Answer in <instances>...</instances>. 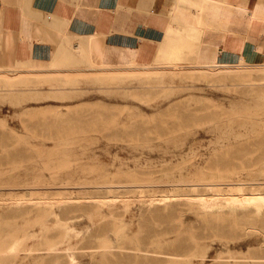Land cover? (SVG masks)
<instances>
[{"label": "rangeland", "instance_id": "1", "mask_svg": "<svg viewBox=\"0 0 264 264\" xmlns=\"http://www.w3.org/2000/svg\"><path fill=\"white\" fill-rule=\"evenodd\" d=\"M105 67L0 70V264H264V65Z\"/></svg>", "mask_w": 264, "mask_h": 264}, {"label": "crops", "instance_id": "2", "mask_svg": "<svg viewBox=\"0 0 264 264\" xmlns=\"http://www.w3.org/2000/svg\"><path fill=\"white\" fill-rule=\"evenodd\" d=\"M0 63L34 85L102 64L260 66L264 0H0Z\"/></svg>", "mask_w": 264, "mask_h": 264}, {"label": "bare ground", "instance_id": "3", "mask_svg": "<svg viewBox=\"0 0 264 264\" xmlns=\"http://www.w3.org/2000/svg\"><path fill=\"white\" fill-rule=\"evenodd\" d=\"M88 37V36H87ZM91 51V50H90ZM87 54V53H86ZM89 54V53H88ZM89 56H90V54H89ZM91 58H93V57H91ZM61 61V60H60ZM101 63V62H100ZM198 68H200V69H204V70H208V71H210V70H213V69H211V68H208V67H205V66H199ZM213 68V67H212ZM217 69H218V67H217ZM221 69H229V68H226V67H224V68H221ZM200 183V182H199ZM203 183V182H202ZM206 183V182H205ZM213 183V182H212ZM216 183V182H215ZM207 184V183H206ZM140 185V184H139ZM204 185V184H203ZM211 185V184H210ZM209 185V186H210ZM206 186H208V185H206ZM240 187H242V186H240ZM209 188H211V186L209 187ZM242 189V188H241ZM235 190V189H234ZM241 195V194H240ZM246 195V194H245ZM240 198V197H239ZM242 201H243V198L241 199ZM230 201V200H229ZM234 201V200H233ZM244 201H245V203L246 202H249V203H254V204H257V205H261V203H263L264 202V196H262V195H256V194H254V195H251V196H244ZM230 202H232V201H230ZM232 203H234V202H232ZM241 203H243V202H241ZM228 204V203H227ZM231 204V203H230ZM248 205V204H247ZM230 206V205H229ZM22 249L19 247V246H15V247H13L12 249H10V252L11 253H14V255H16V256H18V253H19V251H21ZM2 252H3V250H2Z\"/></svg>", "mask_w": 264, "mask_h": 264}]
</instances>
